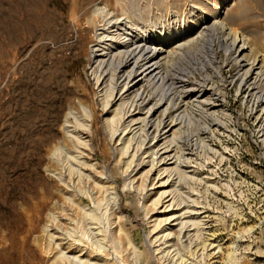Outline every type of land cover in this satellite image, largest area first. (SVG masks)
<instances>
[{
  "label": "rangeland",
  "instance_id": "rangeland-1",
  "mask_svg": "<svg viewBox=\"0 0 264 264\" xmlns=\"http://www.w3.org/2000/svg\"><path fill=\"white\" fill-rule=\"evenodd\" d=\"M98 1L0 0V264H53L47 214L55 201L60 211L65 189L46 171L48 150L60 140L70 106L89 103L99 116L90 69L91 46L104 24L92 18ZM118 1L136 23L161 31L166 49L159 56L166 57L171 77L151 92L149 105L161 98L158 117L168 121L167 107L184 119L176 131L177 149L182 158L190 157L185 169L195 179L178 188L183 199L197 198L201 206L207 197L210 232L221 247L211 264H264V99L256 102L257 91L264 92V0ZM220 4L225 7L220 20L251 47L243 57L260 72L255 89L242 83L237 59L219 37L212 49L214 36L201 29ZM166 100H176L175 107ZM95 133L91 159L116 180L141 264H163L146 243L150 227L142 196L124 188L126 159L117 162V141L111 144L101 127Z\"/></svg>",
  "mask_w": 264,
  "mask_h": 264
},
{
  "label": "bare ground",
  "instance_id": "bare-ground-1",
  "mask_svg": "<svg viewBox=\"0 0 264 264\" xmlns=\"http://www.w3.org/2000/svg\"><path fill=\"white\" fill-rule=\"evenodd\" d=\"M224 9L218 5L211 14L214 20L202 24L201 29L207 36H214L209 41L212 49L215 37H219L237 59L242 83L255 89L260 72L254 62L243 57L251 47L241 32L232 35L231 29L220 20ZM92 18H102L104 22L97 28L96 43L91 46L90 69L100 101L99 116L89 103L80 101L78 106H70L60 127L61 138L48 150L46 171L65 189L61 192L64 196L60 211H56L58 201H55L47 214L50 221L45 231L53 264H141V247L127 227L116 180L90 156L92 134L100 127L111 144L117 141L114 146L117 162L126 159L124 188L142 196L150 227L146 243L152 252L163 264L214 263L221 247L216 243V235L210 232L213 218L207 197L201 206L195 201L197 198L183 199L178 188L181 182L195 179V175L188 174L193 170L185 169L190 157L182 158L177 149L176 131L184 119L167 107L164 110L169 118L167 123L164 117H158V109L164 103L161 98L149 105L153 100L151 92L159 91L161 82L171 77L166 71V57L159 56L166 49L161 44V31L136 23L122 10L118 0L95 3ZM219 29L225 33L220 35ZM158 81L160 84H156ZM257 92L256 102L264 99V92ZM165 102L175 107L172 102L176 100ZM153 115L156 117L150 121ZM176 124L178 128L172 129ZM191 143L188 141V146ZM201 182L205 188L209 187L207 181ZM65 240L69 243L67 247L63 246ZM74 248L78 251L74 252Z\"/></svg>",
  "mask_w": 264,
  "mask_h": 264
}]
</instances>
